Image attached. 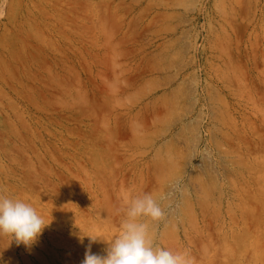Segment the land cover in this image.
<instances>
[{"label":"rangeland","instance_id":"rangeland-1","mask_svg":"<svg viewBox=\"0 0 264 264\" xmlns=\"http://www.w3.org/2000/svg\"><path fill=\"white\" fill-rule=\"evenodd\" d=\"M50 1L67 40L0 148V194L51 223L31 247L0 237V264H81V235L106 255L145 194L164 213L142 218L155 244L264 264V0Z\"/></svg>","mask_w":264,"mask_h":264},{"label":"bare ground","instance_id":"bare-ground-1","mask_svg":"<svg viewBox=\"0 0 264 264\" xmlns=\"http://www.w3.org/2000/svg\"><path fill=\"white\" fill-rule=\"evenodd\" d=\"M57 6L50 0L12 2L0 13L6 20L0 39V148L21 139L37 91H48L44 60L50 51L60 53L67 40Z\"/></svg>","mask_w":264,"mask_h":264},{"label":"clouds","instance_id":"clouds-1","mask_svg":"<svg viewBox=\"0 0 264 264\" xmlns=\"http://www.w3.org/2000/svg\"><path fill=\"white\" fill-rule=\"evenodd\" d=\"M163 215L160 205L150 194L131 199L118 234L110 240L102 239L108 245L106 255L91 253V243L97 241V237L80 236L81 242L84 236L89 237L81 264H193L186 252H173L154 243L142 218L156 221ZM50 223H45L30 203L0 194V237L7 236L17 245L31 247Z\"/></svg>","mask_w":264,"mask_h":264}]
</instances>
